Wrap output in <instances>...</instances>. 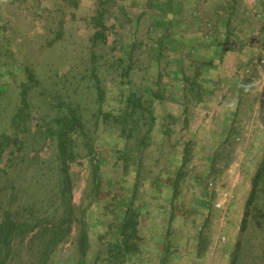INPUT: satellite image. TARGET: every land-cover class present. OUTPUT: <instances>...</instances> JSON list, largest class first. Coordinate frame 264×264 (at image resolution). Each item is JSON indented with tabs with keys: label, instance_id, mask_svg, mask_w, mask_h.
I'll return each mask as SVG.
<instances>
[{
	"label": "rangeland",
	"instance_id": "rangeland-1",
	"mask_svg": "<svg viewBox=\"0 0 264 264\" xmlns=\"http://www.w3.org/2000/svg\"><path fill=\"white\" fill-rule=\"evenodd\" d=\"M255 1L238 0L243 8ZM209 2L195 0L190 9L207 38L216 23L204 14ZM173 19L179 25L166 0H0V221L5 206L15 221L36 213L64 183L71 185L75 216L85 214L88 264H149L158 247L163 264H174L175 222L172 228L165 215L179 213L175 201L205 194L216 210L213 220L195 223L189 232L199 243L205 233L220 234L218 264H231L246 204L242 215L234 204L224 210L217 205L230 198V179L239 176L244 183L254 174L224 173L236 160V142L229 141L219 147L209 175L192 172L197 155L205 153V143L195 139L198 130L188 133L194 140L183 153L176 151L172 139L196 125L165 123L166 113L176 110L170 90L183 83L192 98L199 97L198 73L205 75L195 59L182 61L189 47L170 45ZM263 59L246 63L242 81L255 82ZM65 135L66 172L57 160ZM196 178L204 193L193 184ZM168 181L172 189L155 195L158 204L152 192ZM241 186L234 193H244ZM25 231L16 235L17 264H28L25 250L38 228ZM80 232L73 223L53 264H76ZM242 261L243 255L237 264Z\"/></svg>",
	"mask_w": 264,
	"mask_h": 264
},
{
	"label": "crops",
	"instance_id": "crops-1",
	"mask_svg": "<svg viewBox=\"0 0 264 264\" xmlns=\"http://www.w3.org/2000/svg\"><path fill=\"white\" fill-rule=\"evenodd\" d=\"M166 1L170 3V11L179 22L178 25L173 19L170 30L167 29L171 37L170 45L189 47L186 55H182V61L185 59L191 62L195 59L198 64L197 69L203 71L205 75L198 73L201 83L199 87L197 86L199 97L192 98L190 96L192 90L183 83L170 90L171 103H173L171 109L176 110L173 114L166 113L165 123L167 125L176 123L183 127L196 125L195 129L190 128L187 131L183 129L179 137L172 139L178 148L176 151L179 153L180 149L183 153L186 144L193 139L188 133L198 130L195 139L199 145H202V142L205 143V153L197 155L196 162L194 161L191 165L195 167L192 172L196 175H209L216 164L215 161L218 158H216V153L219 147L222 143L229 141L236 142V154L234 153L236 160H232L224 173L227 174L234 170V173L237 172L236 175L242 174L243 171L245 175L255 174L262 160L264 148V70H260L257 75L259 78L256 76L255 82L251 81L246 84L242 80L249 74L248 69L250 68L246 66V63L255 61V64H258L264 55V0L255 1V5L244 8L239 6L238 0H210L207 13L204 12V14L214 19L216 23L212 36L208 38L203 36L199 21L191 14L190 9L195 0H188L186 3H182V0ZM182 15L185 16L186 24L182 22L184 20ZM247 70L248 72L244 73ZM201 78H206L204 80L207 83L204 84ZM193 110L197 112L194 113ZM173 172L177 174V170ZM196 179L193 184L197 189L203 190L197 184L200 178ZM240 179L239 176L230 179L227 187L231 185L228 190L230 198L227 194L220 205L224 210L227 202L230 203L228 209L234 204L237 212L242 215L252 189V178L244 183H241ZM167 185L154 188L152 192L158 204L159 202L161 204V201H158L155 195L161 191L169 193L168 191L172 189L169 181ZM182 185L184 193L186 184L182 183ZM240 186L244 188V193H234L235 190L240 191ZM175 203L178 207L176 212L179 211V213L173 218L172 214L169 217L165 215L168 223L172 222L170 223L172 228L175 222L172 230L173 249L176 251L172 257L173 263L218 264L222 259L218 247L220 234L205 233L202 237L203 243L202 241L199 243L189 232L195 223L205 225V223L212 222V209L214 208L209 199L203 194L200 198L186 196ZM220 213L223 214L222 211ZM226 213L223 215L225 216ZM146 217V215L142 216L143 223ZM236 245V239L232 240L233 248L234 246L236 248ZM163 258V251L158 247L156 254L149 255V264H163Z\"/></svg>",
	"mask_w": 264,
	"mask_h": 264
},
{
	"label": "trees",
	"instance_id": "trees-1",
	"mask_svg": "<svg viewBox=\"0 0 264 264\" xmlns=\"http://www.w3.org/2000/svg\"><path fill=\"white\" fill-rule=\"evenodd\" d=\"M67 136H61L57 155V160L61 161L65 172L68 166L64 157ZM61 176L64 179L63 175ZM68 181L70 182V179ZM251 181L252 189L241 227L242 236L237 242L231 264H237V259L241 255L244 257L245 263L242 261L244 264H264V153ZM63 184L60 183L56 189L54 188L55 191L52 190L46 195L43 205L36 213L29 211V216L23 217L22 221L12 220L7 216L10 210L6 206L2 208L4 217L0 221V264H17L14 260L20 255V251H17L19 248L17 240L20 237L16 235L20 234L22 228L26 229L25 233L30 230L34 232L38 228L25 250L28 264H53L58 246L70 241L73 223H77L81 229L76 246L78 247L76 264H88L89 239L84 226L85 214L75 216L76 207L72 202L71 185ZM34 223L36 227L30 228ZM24 240L23 238L20 241V246H24ZM23 249L24 247L21 248Z\"/></svg>",
	"mask_w": 264,
	"mask_h": 264
},
{
	"label": "built area",
	"instance_id": "built-area-1",
	"mask_svg": "<svg viewBox=\"0 0 264 264\" xmlns=\"http://www.w3.org/2000/svg\"><path fill=\"white\" fill-rule=\"evenodd\" d=\"M262 63L264 64V59L262 60ZM217 207H221V205H220V204H218V205H217Z\"/></svg>",
	"mask_w": 264,
	"mask_h": 264
}]
</instances>
